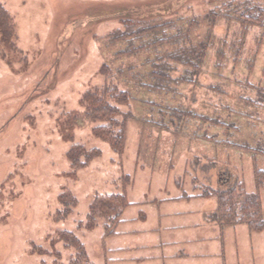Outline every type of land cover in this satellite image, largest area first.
Segmentation results:
<instances>
[{"label":"rangeland","instance_id":"obj_1","mask_svg":"<svg viewBox=\"0 0 264 264\" xmlns=\"http://www.w3.org/2000/svg\"><path fill=\"white\" fill-rule=\"evenodd\" d=\"M0 3L15 23L17 46L0 45V264H70L75 250L61 240L63 231L84 243L91 264H264V230L221 229L208 220L216 197L201 195L218 188L226 170L255 192V172L264 171L263 155L236 148H264V0ZM127 20L158 25L168 37L189 32L190 41L118 58L125 43L110 36ZM189 43L207 45L197 72L173 64L177 82L164 90L140 86L154 84L142 74L151 65L142 64ZM104 65L126 71L115 82L132 94L121 106L132 115L122 153L93 133L97 123L81 103L104 82ZM75 144L101 156L73 173L67 153ZM63 192L77 199L66 218ZM122 192L132 204L115 234L105 235L102 218L93 229L79 228L95 196ZM260 195L264 215V187ZM143 240L153 243L144 250L153 259L129 260L135 251L127 248Z\"/></svg>","mask_w":264,"mask_h":264},{"label":"trees","instance_id":"obj_2","mask_svg":"<svg viewBox=\"0 0 264 264\" xmlns=\"http://www.w3.org/2000/svg\"><path fill=\"white\" fill-rule=\"evenodd\" d=\"M264 12V10H260ZM243 22H245L243 20ZM125 29L117 30L110 36L112 43L124 42L125 46L120 51L116 52V57H130L140 51L149 48H159L161 45L169 43L174 47V44L179 45L181 40H189V32L186 34L183 31L167 36L162 27L158 25L141 26L140 24H130L128 20L124 23ZM140 26V27H139ZM139 29H131V28ZM154 37L153 41L144 42L147 38ZM16 27L11 14L0 3V45L5 44L10 47V50L17 51L15 45ZM133 39H140L142 44L140 47H135ZM167 41V42H166ZM185 41V40H184ZM190 44V43H189ZM175 46L173 53L169 52L167 56L161 55L148 63L142 64L146 67L151 65L149 71L142 73L144 77H148L152 83H140V86L153 90H164L171 82H177L179 78H174L170 75L173 64H183L193 68L196 72L204 63V58L207 52V45L200 43L196 49L193 44ZM184 51V55H181ZM8 50L1 52L3 57L8 56ZM9 53V52H8ZM158 54V53H156ZM132 70V69H128ZM104 73V82L84 93L81 98L82 106L85 110V117L97 123L93 127V133L109 142L112 148L122 153L126 142V123L132 115L124 113L121 106L129 105L132 99L131 91L121 88L116 83V74L123 75L126 71L119 68L116 73H113L108 66L102 68ZM130 72V71H129ZM194 74L197 75V73ZM137 76V75H136ZM132 76V79L139 80V77ZM239 150L252 153L254 156L261 154L264 156V148L254 149L248 145H239L236 147ZM72 172L87 167L94 159L101 156V150L98 148L87 149L82 144L73 145L67 153ZM130 176L124 175L123 184L126 187L130 183ZM255 181L257 190L248 192L245 182L239 176L226 170L220 173L218 188L209 187L201 194L205 197L214 196L217 200L216 210L209 216V220L217 223L221 229L228 226L239 224L246 225L252 232H261L264 230V215L260 189L264 187V171L256 170ZM187 197V196H186ZM59 200L64 204L65 210L61 218H66L74 206L77 204V199L70 192H63L59 196ZM132 203L129 201L125 192L113 194H98L94 197L90 204L89 213L85 222L79 223V228L86 227L93 229L97 226L98 220H104L105 235L109 236L116 232V227L123 221V213ZM61 240L64 241L67 248L75 250V256L70 264H91L84 243L76 234L70 231L60 233ZM57 256L60 253H56Z\"/></svg>","mask_w":264,"mask_h":264},{"label":"crops","instance_id":"obj_3","mask_svg":"<svg viewBox=\"0 0 264 264\" xmlns=\"http://www.w3.org/2000/svg\"><path fill=\"white\" fill-rule=\"evenodd\" d=\"M209 216H208V220H209ZM142 218H146V215H142ZM137 233H139V232H137ZM152 244L153 243L151 241H149V240H143V241H140V242H136L131 247H128L127 249H132V250L135 251L134 254H133V256L129 257V260H132L133 262L134 261L135 262H146L145 260L153 259V256H151V254L144 253V250L145 249H148L150 247H153Z\"/></svg>","mask_w":264,"mask_h":264}]
</instances>
